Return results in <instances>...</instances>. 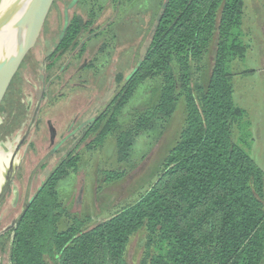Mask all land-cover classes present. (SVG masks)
I'll use <instances>...</instances> for the list:
<instances>
[{"label":"trees","instance_id":"1","mask_svg":"<svg viewBox=\"0 0 264 264\" xmlns=\"http://www.w3.org/2000/svg\"><path fill=\"white\" fill-rule=\"evenodd\" d=\"M242 13L243 0L166 1L140 65L92 142L100 145L119 126L138 84L157 78L155 109L135 118L117 141L157 114L167 120L183 98V125L158 175L135 201L93 225L71 211L59 190L43 192L17 228L13 264H127L126 247L140 232L142 264H264V171L243 147L250 123L234 103L227 68L244 55ZM206 68L202 83L195 73ZM78 159L67 169L76 172ZM66 174L60 170V178ZM104 174L106 182L121 176ZM61 218L70 220L63 229Z\"/></svg>","mask_w":264,"mask_h":264},{"label":"flooded vegetation","instance_id":"2","mask_svg":"<svg viewBox=\"0 0 264 264\" xmlns=\"http://www.w3.org/2000/svg\"><path fill=\"white\" fill-rule=\"evenodd\" d=\"M134 1L53 0L35 44L12 77L0 102V161L5 160L6 178L10 179L0 200L1 264H9L10 257L12 261L11 242L13 245L25 213L40 194L60 189V183L74 173L73 167L67 169V164L79 158L78 149L89 147L97 139L109 106L124 94L126 83L140 65L142 57L137 55L127 74L120 75L115 66L111 75H104L106 61L103 56L110 55L118 43L114 28L118 17L125 20L116 27L122 31L134 21L142 20L138 16L140 12L148 16L146 21L154 16L146 52L167 0H163L158 12L156 4L143 6L145 12H132L130 5ZM111 4L115 7L113 16L102 24L108 17L105 6ZM141 27L139 24V29L128 36V40L139 37ZM126 44L123 47L128 51L130 64L138 51L133 43ZM79 56L80 63L71 68L73 60ZM121 67H125L124 61ZM67 70L64 83L50 98L51 87ZM90 81L93 82L90 97L83 92H71L65 107L50 109L55 96L63 97L61 90L67 84L82 90L89 87L87 82ZM116 81L118 84L112 90ZM16 159L19 164L10 177ZM61 169L67 171L63 178H60ZM65 203L71 206L70 196ZM24 211L17 225L4 231ZM7 213L11 216L5 222Z\"/></svg>","mask_w":264,"mask_h":264},{"label":"rangeland","instance_id":"3","mask_svg":"<svg viewBox=\"0 0 264 264\" xmlns=\"http://www.w3.org/2000/svg\"><path fill=\"white\" fill-rule=\"evenodd\" d=\"M100 1L105 3L106 0ZM162 2L163 0H135L130 5L133 7L131 11H141L142 8H146L147 4L148 7L156 4L155 11L158 12ZM105 7L108 17L102 24L108 22L115 11L114 4ZM139 14L138 16L142 17V20L134 21L126 30L120 31L116 28L122 21H125L124 18L118 17L116 20L114 28L118 43L110 55L103 56V60L106 61L104 75H111L115 66H117V72L120 75H125L130 72L132 65L136 62L137 55L142 58L145 55L148 31L153 27L155 20L153 16L146 21L148 16L143 15V13ZM241 20L240 28L244 55L243 58H231L227 68L232 75L234 103L245 110L247 120L250 123L248 128L250 136L246 138V146L243 145V147L248 150L250 156L264 171V0H243ZM139 24L142 26L139 37L136 36L134 40H128V36L136 32ZM126 43L128 45L133 43V47H136L138 51L130 64H128L130 57L127 55L128 51L123 47L127 45ZM209 55L207 53L205 58ZM80 61L81 56L73 60L71 68L78 66ZM123 61L125 67H121ZM202 62L205 63V60L203 59ZM202 62H199L200 66H203ZM68 70L62 73L60 79L56 80L51 87L50 98L54 96L53 92H56V89L64 83ZM208 72L206 68L200 73H195V75L204 83L208 78ZM157 77L160 78V76ZM92 83V81L87 82L90 88L87 87L82 90L67 84L65 89L61 90L63 97L57 98L55 96L53 107L50 109L56 108L55 110H58L59 107H65L68 103L67 96L71 92H83L85 96L90 97L93 90H91L93 88ZM117 84V81L114 82L112 90L116 88ZM159 87V79L157 78L146 79L140 85L138 84L132 94L125 99L122 114L119 117V126L116 125L112 133L107 134L100 145L92 146L91 144L89 147L78 149L79 159L76 172L72 173L66 181L60 183V189H58L60 196L65 201L70 196L71 211L77 213L82 219L89 218L87 225L102 221L122 205L135 201L153 183L162 167L164 156L178 139L183 125V98L179 99L174 112L167 120L164 121L161 115L157 114V117L152 121L149 120L143 124L139 131L127 134L126 139L118 144L117 137L120 132H126L135 127L134 122H132L135 118L143 117L146 119L149 117L147 109L150 107L151 111L155 109L160 98ZM239 135L240 132L235 128L234 139H238ZM105 171H114L121 176L106 182L104 181L106 178ZM10 216L11 213L6 214L5 222ZM69 221L61 218L59 229L65 228ZM143 242L141 232L130 238L125 251L127 264H142ZM5 249L6 247H4ZM146 264L148 263L146 262Z\"/></svg>","mask_w":264,"mask_h":264},{"label":"water","instance_id":"4","mask_svg":"<svg viewBox=\"0 0 264 264\" xmlns=\"http://www.w3.org/2000/svg\"><path fill=\"white\" fill-rule=\"evenodd\" d=\"M52 1L0 0V102L24 56L35 44ZM18 164L19 159H16L14 170L10 177L14 175ZM5 166V160H1L0 200L10 181V179L6 178ZM24 213L25 211L20 213L4 231L12 227V225L16 226ZM9 264H12L11 257Z\"/></svg>","mask_w":264,"mask_h":264}]
</instances>
